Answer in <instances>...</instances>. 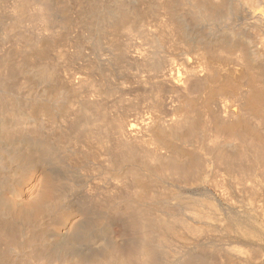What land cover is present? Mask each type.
Instances as JSON below:
<instances>
[{"label":"bare ground","instance_id":"obj_1","mask_svg":"<svg viewBox=\"0 0 264 264\" xmlns=\"http://www.w3.org/2000/svg\"><path fill=\"white\" fill-rule=\"evenodd\" d=\"M26 1L27 0H0V39L3 41L11 40L12 37L15 39L12 46L9 48L12 52L8 50L9 52L7 51L5 58H0L1 61L3 59L5 60L7 56L10 57L12 55H8V53H14L12 48L18 52L20 50L18 47L23 42H25L24 45L27 51L28 48L30 49V47H32L39 55H42L44 52L47 54L46 48L42 50L43 41L45 45V41L55 43L60 39L62 42L61 45L63 44L64 46L62 50L54 55H56V60H63L62 67L68 68L69 60L82 59V57L85 56V60L92 59V61H86V64H89V68L93 69V71H98V74L99 72L105 73L104 75L106 76V71H108L109 73L107 74L109 76H107V78L110 77L111 79L114 77L120 79V82L118 81L119 85L125 84L127 86L128 84L130 88H144V91L142 90L144 94L139 92L142 96L145 94L148 95L147 98L145 97L146 99H144V101H147L152 95H155V97L152 99L153 101H150L151 103L149 104L150 107L147 113L142 110L136 119L134 118L131 120H129L125 114L120 115L118 112L119 115H117L118 113H113L112 109L110 110V107L100 100L95 101L93 99L94 101H88L91 100L88 99L86 102H82L74 113V117L68 119L66 124L54 125L57 133L55 137H51L50 135L55 133L52 131L54 127L50 124L51 129H49V125H46L47 128L52 131L50 135L43 132L44 125L42 126V123H40L41 121H38L40 119L38 117L39 115L36 114L38 113V110H35V107H38L36 104L30 105L31 102L29 101L30 103L28 104L26 101L28 106L30 105V109L36 111L33 113L30 111L32 115L25 112L26 110L24 111V109L19 106L24 104H19L21 100H18L19 103L16 102L20 109L17 107V104L16 106L14 105L15 103H13V99H11L13 98L11 97L12 90H10L12 87L10 86L12 85L10 81L14 73L11 74L8 79L0 80V125L8 129L9 123L13 122L18 114L20 117L22 116L21 119L25 118L26 120L24 121L26 122H35L36 126L39 125V130H42V132L34 130L36 134L40 132L43 139L46 137L45 142L47 145L45 148L43 147L44 149L42 150L43 159L44 157H50L52 154H55L59 155V158L64 163L66 160L62 158L66 156L69 159L68 166L70 168L66 181H64L65 178L64 180H59L62 182L57 181V183H52L50 179L43 181L45 183V188H49L47 191H45L46 189L44 190L46 193L43 192V194L46 196L43 199L41 198L43 195L40 194V197L37 198L35 202H27L24 198V191H20L19 186L17 187L18 184H15L17 188H14L10 195L0 196V206H2V208H0V216L3 215L1 218L7 217V220L10 219V223L6 221L8 224H2L3 222L0 220L2 222H0V244L2 246L6 244L3 248L1 246L0 260L4 262V260L10 259L16 263L15 260L21 258V254L27 251L28 246L24 238L28 236L30 228H32L33 225L35 226V224L32 225L31 223H35L33 220L36 221L40 215L43 216L42 213L47 210L46 207H48L47 204L49 200L51 201L55 195L56 200L58 198L57 195L59 197L62 196L61 194H55L58 191V193L67 194L68 196V212L65 219L68 225L66 227L64 226L62 233H60L61 236L65 237L62 238L64 245L62 244L60 247V254L65 255V258L69 260L70 264H264V150L260 147L262 151H260V149H251L255 147V144H250L254 147L250 146L251 148L249 149V140L247 137L249 138L251 136L253 138V132L255 133V130H252L253 125L252 129L249 126L250 132H253L247 133V126L249 124L248 122H244L246 118H242V122H240V118L238 122L233 119V121L231 120L232 122L229 120L232 114L239 116V113H242H238V109H250L253 110V112L256 111L257 114V111L261 109L263 105L260 104V100L263 99L264 96V87L261 84L257 86L259 83V79H257L258 75L255 74L257 76L256 78L252 76L247 78V75L244 76L247 69L244 65L242 66L240 63L238 65L236 64L237 62L230 64L227 61L231 60L230 57L233 56V52H231L232 55L230 57L224 54L238 47L237 45L241 43L244 45L245 50L241 48V50H243V56L241 53V59L237 56L240 60L251 63L255 61L252 65L257 64V66L258 63L264 62V0H217L216 2L215 0H37L43 6L38 8V10H41L39 17L35 15V12L37 13L40 11H37V8L34 7L35 12L33 13L29 11L30 7H27L29 9L25 10L24 6L26 4L24 3ZM27 12H30V14L32 13L30 18L29 16L28 18L26 17ZM146 13L154 16V19L153 17L152 19L157 22V28H155V31H150V33L145 35L142 42H145L144 44L147 45L146 48H144V44L140 43V51L144 49L140 54L137 53L139 56L137 58L134 57V59H132L133 61L130 63L125 60V55L128 52V54H130L131 51L122 50L119 44L118 32L130 19H140L141 21V18L143 19V17H146ZM40 15L43 16L46 25L45 22L42 24L41 20L40 22L42 25L39 26V23L36 24L39 18L43 19ZM24 16L28 21L24 19ZM31 19L34 22L37 19L35 24L38 27L30 23V21H32ZM187 22L191 24H188L189 26L193 25L196 28H203L198 30L194 29V31H192L194 35H189L187 30L190 28H187V25L185 27ZM23 23H26L27 27L25 28L31 31V34H33L34 29L39 30V32L36 31V33L38 32L36 37L32 35L33 40L29 39L27 41L20 33V36H15L13 33L18 34L19 31L17 32L14 29L16 33L9 28V26L13 28V25H22ZM140 28L142 29V27ZM184 28H187V30L185 31ZM254 28L258 29L260 32L259 39L252 35ZM76 31H79V35L73 36V32ZM147 31L149 32V30ZM129 32H131V30ZM187 37L191 38L189 43L190 46H187L188 48L185 47L184 53L177 52L179 46H181L180 44L185 42ZM86 44L91 45L90 54H86ZM241 44L239 47H241ZM259 44L262 45L261 48L258 47ZM49 45L51 44L49 43ZM70 45L74 48H71ZM134 46L136 47L135 44ZM239 47L238 49L240 50ZM183 48L181 51H183ZM17 52L15 54H17ZM178 53L181 55L183 54V57L181 55L179 56ZM234 54H236V50ZM13 55L11 57H13ZM42 56L40 57L44 58ZM1 57H3V55ZM180 57L184 58L183 61L186 60L185 63H187V65L184 67L191 70H187L183 73L184 69L182 70V68H177L175 66L170 67L175 61H180ZM20 59L22 61V58ZM84 59L83 61L85 62ZM6 60H9V58ZM6 60L3 62L0 61V70L3 67L2 72L4 69H6L5 71L7 72L9 71L8 68H11L8 63L11 60L8 62ZM41 60H38L39 62L36 63L40 64ZM232 60H234L233 57ZM24 62L23 64L20 61L18 63H13L14 66L12 65V68H15L13 72H20L23 75V73L26 74L31 71H26L29 66L25 68L24 65H26V63ZM51 63L46 62L47 65ZM66 63L68 65H66ZM46 64H36L38 68L34 65L36 67L34 69H37V78L49 82L53 77L52 75H56L57 72L53 73V70L48 68ZM53 64L54 63L51 65ZM177 66H180V64ZM206 66L209 74L211 71V73L214 74V78L217 77L216 79H212V74L209 76L208 72L203 76L199 75V73L205 71ZM33 67H31V69ZM54 67L55 70H57L56 68H58L59 65L58 67L53 65L52 68ZM261 67H264V64ZM1 76L2 75H0V77ZM34 76H36L35 73ZM240 77H246L248 82V84L244 85H247L249 91H247L244 96L238 93V83L235 84L236 82H234ZM57 78L58 77H54L55 80H57ZM233 78L235 79L234 81ZM102 79L103 78H101V81ZM40 81L41 80H39V82ZM52 83H54V81H52ZM59 83L60 82L57 84L59 85ZM29 84H31L30 81ZM111 85L112 84L107 86H109V90L112 91L110 88L112 87ZM21 86H23V84ZM53 87L54 85H51L50 90H44L42 96L44 95L43 97L45 98H52ZM108 88L106 89L108 90ZM191 88L200 91L202 96L200 99L203 101L202 104L212 97L217 100L216 95H214L216 90H219L221 95L224 94L226 97L227 95L234 96L240 101L239 108L231 107L230 111V104L227 103V100H224L225 98H221L224 104L223 107L225 108L223 112L225 113V117L218 120V129H214V132L216 130L219 134L217 138L214 139L215 141L213 140V133V137H210L208 134V137L212 138L214 141V144L210 147L207 146V142L205 143L206 139L204 138V134L207 131L205 132L203 129L199 130V132H197L196 129L193 130L192 125L194 123L192 124V122L195 119H192L195 115L193 118H191V116L190 119L187 111H185L186 109L183 108L185 105H183V103L182 108L187 114H185V117L177 115V117L175 116L176 119L174 118L175 120L170 119L172 120L171 122L167 121L168 125L166 124V127L167 130H169L166 132H163V129L160 131V128L157 129L158 126H156L160 124L161 121L158 119L157 114L152 112L154 110H151V108H157L159 105L161 107L163 94L176 92L183 97L182 94H187ZM243 88L244 86H242L241 89ZM55 91L56 89L54 93ZM131 91L132 90H130V92ZM56 92H59V90ZM136 94L134 96H137ZM138 97L140 98V96H137L134 99H139ZM142 98H144V96ZM227 98L229 100L230 97ZM35 99L34 101L38 102L39 104H37L40 105V100L38 101L36 99V101ZM176 99H178V97ZM44 101L46 102V100ZM193 101L194 100H192V103ZM47 102L51 103L50 100ZM179 103L181 104V102ZM50 105L51 104H49V106ZM22 107L26 108L27 111L30 110L25 106ZM132 107H134V105H132ZM177 108H179V106ZM185 108L187 107L185 106ZM48 109L49 108L46 110ZM46 110L44 112L45 114H42L44 117L51 111ZM200 111L201 109L198 110V112ZM243 112H245V110H243ZM200 113L199 115L202 114ZM236 115L232 116L237 118ZM43 116L40 117L45 121ZM241 116L242 115H240V117ZM203 117L205 118V116ZM17 118H19V116ZM198 118L199 117L196 118L197 121ZM49 120H52L53 123L56 121L55 117H52V119L47 117V124ZM205 123L207 124V122ZM183 126L188 130L185 134L180 132ZM205 127L204 125L203 128ZM47 128H45V131ZM211 130L213 129L211 128ZM256 132L258 131L256 130ZM151 133L154 138L157 139V142L159 141L163 144L162 148L165 149V151L167 149L164 148V145L168 148L171 157L166 159V161H162L163 159L161 158L157 163H153L154 165H147L146 159L138 163L135 154L136 150L139 149L137 147L143 144H141L142 138L144 137V139H147L151 136ZM248 134L251 135L247 136ZM47 135L51 137V139L48 138ZM225 135H228V137L230 135V138H225ZM24 136L27 137L25 133ZM256 136L254 138H256ZM197 137L199 141L197 139L198 143L196 144L197 141H195V138ZM223 137L225 139H223ZM259 137L261 136L259 135ZM144 139L143 141H146V139ZM251 139L250 143H255V141L253 142ZM31 140H33V137H31ZM257 141H259V139ZM261 141L264 142L263 140ZM33 142L35 144V142L39 141L33 140ZM259 143L261 142L259 141ZM263 145H261L262 148H264ZM186 147H191L190 151L192 150V152L186 153ZM255 148H258V145ZM17 150L19 149L17 148L14 152H17ZM32 151H34V149ZM67 152L68 154H66ZM30 153L27 152V154L30 155L29 157L27 156V158L19 154L24 163L26 161L28 162L25 163V165L27 166L30 163L29 166L31 167L34 163L31 158V154L33 153ZM138 153L140 152H137V154ZM11 154L10 156H12ZM35 154H37L36 150ZM14 157H16V155H14ZM149 157L151 156L149 155ZM37 159L38 158L34 160L37 161ZM96 159H98V161H96ZM39 162L41 161H38V165ZM100 162H108L112 164V166L114 165V167L117 165L116 171L118 172L128 166L133 167L136 169H133L136 173L134 172V175L127 178L121 185L115 186V182L110 185H101L102 183L96 182V175L87 170V168L91 170L89 167L96 166L100 164ZM23 165L21 163V167ZM36 165L35 162L34 168L38 166ZM22 169H24V167H22ZM44 172L45 171H43V173ZM2 183L3 182H1V186ZM10 184L13 186L12 183ZM15 185L13 187H15ZM110 186L112 187L110 188ZM63 200L61 202H63ZM22 205H25V208L23 210L21 209L22 211L17 209ZM57 205L55 204L56 207H58ZM51 212L56 214L55 216L57 217V213L54 212V210ZM58 220L60 222L59 216ZM11 222H14V224H11ZM15 222L21 223L17 225L18 223L15 224ZM24 222L27 223V226L24 225ZM9 224L11 227L12 225L14 226V231L11 228L14 236H12L13 233L11 232V236L9 232L6 233V231L9 230ZM37 225L38 224H36V226ZM33 229L34 228H32L31 231H33ZM61 236L59 238H61ZM34 237L33 235L32 238L29 236V238H31L30 240ZM36 237L39 238V235ZM55 237L56 236H54V239ZM41 239L40 237V240ZM33 240H35L34 242L37 240L38 243V239ZM2 241H4V243ZM28 243L32 244L33 242L28 241ZM36 248L37 247L34 249L36 250ZM34 249H32V251ZM41 251L39 250L38 252L40 253ZM19 253L20 256H18ZM34 253L37 254L36 252ZM37 255H39L40 258L42 255L44 256V253ZM26 259H28V257ZM41 260H43V258ZM45 260L47 259L45 258ZM23 262H26V260ZM28 262H31L30 258ZM49 264H51V261H49ZM57 264H60V262Z\"/></svg>","mask_w":264,"mask_h":264},{"label":"rangeland","instance_id":"obj_2","mask_svg":"<svg viewBox=\"0 0 264 264\" xmlns=\"http://www.w3.org/2000/svg\"><path fill=\"white\" fill-rule=\"evenodd\" d=\"M217 0H215V2H216ZM24 4H26L24 7H25V10H28L29 8H27V7H30V9H29V11L31 12L32 11V13L33 12H35V8H37V11H39L38 10V8H40V6H42V4H40V2H38L37 0H27ZM39 5V6H38ZM35 7V8H34ZM43 7V6H42ZM27 8V9H26ZM32 9V10H31ZM34 9V10H33ZM30 12H27V15H26V17L28 18V16H29V18H30V15L32 14H30ZM40 12H41V10L39 11V12H35V15H38L37 17H39V14H40ZM23 13V12H22ZM40 16H42V15H40ZM145 18L143 17V19L141 18V21H140V19H138V20H133V19H130L128 22H126L121 28H120V30H119V32H118V34H119V44H120V47L122 48V50H130L131 52H130V54H126L125 55V60L126 61H128V62H132L133 60L132 59H134V57L135 58H137L138 56H139V54L143 51V49L144 48H146V44H144L145 42L143 41L142 42V39L144 40V38H145V35L146 34H148V33H150V31H155V28H157V26H156V24H157V22L156 21H154L153 19H154V16H151L150 14H148V13H146L145 14ZM152 17H153V19H152ZM41 18H43V16L41 17ZM24 19L26 20V21H28L26 18H25V16H24ZM38 19V18H37ZM37 19H36V21L34 22L32 19V21H30V23H32V24H35L36 22H37ZM39 21L36 23V24H38L39 26L40 25H42V24H44V22H45V20H44V18L43 19H38ZM40 20H41V22H42V24H41V22H40ZM132 20H133V22H132ZM144 20V21H143ZM150 20V21H149ZM141 22V23H140ZM27 23V22H26ZM26 23H23L22 25L21 24H15V25H13V28H11V26H9V28L13 31V32H18V34H14L13 32V35H17V36H20V34H22L24 37H25V39L28 41L29 39H32V35H33V37H36V34L39 32V30H37V29H34V32H33V34H31L32 32L31 31H28V30H26V28L25 27H27L26 26ZM29 23V22H28ZM130 23V24H129ZM133 23V24H132ZM152 23V24H151ZM32 24H30V25H32ZM35 24V26H37ZM136 24V25H135ZM141 24V25H140ZM191 25L190 23H186L185 24V27H186V25H187V28H190V29H188L187 30V28H184L185 29V31L187 30V32L189 33V35H191L192 34V36L194 35L193 33H192V31H194V29H196V30H198V29H201V28H203V27H201V28H196V27H194L193 25L192 26H189V25ZM45 25H46V22H45ZM127 25H129V26H127ZM142 27V29L139 27ZM17 28H15V27ZM144 26V27H143ZM151 26V27H150ZM155 26V27H154ZM38 27V26H37ZM126 27V28H125ZM137 27V28H136ZM122 28H124V29H122ZM134 28V29H133ZM149 28V29H148ZM14 29L16 30V31H14ZM136 29V30H135ZM144 29V30H143ZM125 32H123V31ZM131 30V32L132 31H134V32H129V31ZM147 30H149V32L147 31ZM191 30V31H190ZM36 31H38L37 33H36ZM74 31V30H73ZM142 31V32H141ZM157 31V30H156ZM16 32V33H17ZM31 32V33H30ZM129 32V33H128ZM140 32V33H139ZM144 32V33H143ZM253 33H252V35H254L255 36V38H260L259 36H260V32L258 31V29H256V28H254L253 29V31H252ZM20 33V34H19ZM142 33V34H141ZM128 34H130V35H128ZM132 34V35H131ZM135 34V35H134ZM139 34V35H138ZM144 34V35H143ZM29 35H31V36H29ZM73 36H77V35H79V31H76V32H73V34H72ZM143 35V36H142ZM188 35V36H189ZM133 36V37H132ZM139 36V37H138ZM143 37V38H142ZM189 37H191V36H189ZM13 38V37H12ZM11 38V40H8V41H3V40H1L0 39V55L2 54L3 55V57H1L0 56V58L2 59V58H5V54H7V51L9 50V51H11L9 48L12 46V43H13V41H15V39L13 40ZM128 38V39H127ZM132 38V39H131ZM135 39V40H134ZM33 40V39H32ZM126 40V41H125ZM59 41V42H58ZM134 41V42H133ZM137 41V42H136ZM190 41H191V38H186V43H187V45H186V43L185 42H182L180 45L181 46H179V48H178V50H177V52H180V53H184V50H185V47L186 48H188L187 46H190ZM51 44V45H49V43ZM45 41V45H44V41L42 42V45H43V49L42 50H44L45 48H46V51H47V54H46V52H44V54H42V55H39L38 53H37V51L35 50V49H33L32 47H30V49L28 48V51H27V49H26V47H25V45H24V43L25 42H23V43H21V45L18 47V48H20V52L18 51H16L14 48H12L13 49V51H14V53H11L10 52V54L8 53V55H13V57H8L9 58V60H11V61H9V60H6V59H8L7 57H6V61L9 63V67H11L12 68V65L14 66V64L13 63H18L19 61L23 64V62H24V59H25V62L24 63H26V65H24L25 66V68L27 67V66H29L28 67V69L26 70V71H28V70H31V71H29V72H27L26 74L25 73H23V75H22V73H18V72H16V71H14L13 72V70H15V68L13 67L12 68V73L10 72V70H11V68H8V70L9 71H5L6 69H4V71L2 72V70H3V67H2V69L0 70V72H1V74L0 75H2L1 77H0V80L2 81V80H6V79H8V77L9 76H11V74H13L14 73V76L12 75V80L10 81L11 83L10 84H12V85H10V86H12L11 88H10V90H12V92H14V93H12L11 92V97H13V98H11V99H13L12 101H13V103H15L14 105L16 106V102H18V100L20 101V103L19 104H21V103H24V104H21L22 106H25V107H27V108H29L30 109V105H32V104H36L38 107H35L36 109L35 110H38V113H40V114H38V113H36L37 115H39L38 117H39V119L40 120H38V121H41L40 123H42V126L44 125V130H43V132L44 133H46V134H51V132L53 131V132H55V133H52L50 136L51 137H55V135H56V130H55V126H56V124L57 125H59V124H66V122H67V120L68 119H72L73 117H74V113L76 112V110L80 107V105L82 104V102L84 101V102H86L88 99H91V100H88V101H92L93 99L96 101H101V102H104V103H106L109 107H110V110L112 109V111H113V113H115V114H117L118 112L120 113V115H124L125 114V116H127L128 117V119L129 120H131V119H136V117H138L139 116V113H141V111L143 110V111H146V113H147V111H148V108L150 107L149 106V104L151 103L150 101H153L152 99L155 97V95H152L150 98H148L147 99V101H144V99H146L147 97H148V95H143L144 96V98H142L143 96L140 94V93H142V94H144V88L143 89H139V87L138 88H136V87H134V88H130V86L127 84V86L125 85V84H123V85H119V82H120V79H118V78H114V77H112V78H114V79H110V77H108L107 78V76H109L107 73H109L108 71H106L107 73H106V76L104 75L105 73H100L99 72V74H98V71H93V69H90L89 68V64L87 65L86 64V61L87 62H89V61H92V59L91 60H85L84 58H85V56H83L82 57V59H77V60H69L67 63L69 64H67L66 63V65H68L69 67L67 68V67H62V63H63V60H56V55H54L55 53L57 54L58 53V51H60V50H62V48H63V44L61 45V40L60 39H58L55 43H53V45H52V43L50 42V41ZM48 43V44H47ZM60 43V44H59ZM139 43V44H138ZM144 44V48L142 49V51H140L141 49V44ZM183 43H184V45H183ZM55 44V45H54ZM59 44V45H58ZM121 44H122V46H121ZM126 44H127V46H126ZM133 44V45H132ZM134 44L136 45V47L134 46ZM241 44V43H240ZM240 44H238L237 46L239 47V45ZM41 45V44H40ZM48 45V46H47ZM139 45V46H138ZM243 44H241V47H239L240 48V50L238 49V47H235L234 49H231V50H229L228 51V53L226 52V53H224V54H227V56H231L232 55V53L231 52H233V56H231L230 58H231V60H227L230 64H234L235 62H237L236 64H238L239 65V63L243 66L244 65V67L245 68H247L246 69V73H245V75L244 76H246L247 78L249 77L250 78V76H252V77H257L256 75H258V77H257V79H259V83H258V85L257 86H259V84H261V85H263V87H264V69H262V68H264V67H261L263 64H264V62H260V63H258V66H257V64L256 65H252V63H254V62H245V60L243 61V60H240L241 58H242V56H243V50H241V48L242 49H244L245 50V47H244V45L242 46ZM44 46H46V47H44ZM54 46V47H53ZM85 46H87V47H85V51H87V53L86 54H90L91 53V45H85ZM261 44H259L258 45V47L259 48H261ZM60 47H61V49H60ZM70 47L71 48H74V47H72L71 45H70ZM127 47V48H126ZM134 47V48H133ZM140 47V48H139ZM181 47V48H180ZM184 47V48H183ZM137 48H139L138 50H136ZM182 48H183V51H181L182 50ZM237 48V49H236ZM74 50V49H73ZM134 50H135V52H134ZM180 50V51H179ZM235 50H236V54H234L235 53ZM5 51V52H4ZM8 51V52H9ZM23 51H24V53H23ZM239 51V52H238ZM17 52V54H15ZM34 52H36V53H34ZM42 52V51H41ZM124 52H126V51H124ZM21 53V54H20ZM85 53V52H84ZM132 53V54H131ZM137 53H139V54H137ZM180 53H178L179 54V56L181 55ZM240 53H241V55L242 56H240ZM134 54V55H133ZM177 54V55H178ZM17 55V56H16ZM27 55V56H26ZM39 55V56H38ZM48 57H47V56ZM132 55H133V57H132ZM236 55V56H235ZM40 56H42V57H46L45 59L44 58H41ZM182 57H183V54L181 55ZM240 58H238V57ZM16 57H17V60H16ZM50 57V58H49ZM182 57H180V61H178V62H176L175 61V63H173L172 65H170V67H177V68H182V70L184 71H182L183 73H185V71H187V70H191V69H187V67L185 68L184 66H186L187 65V63H185L186 62V60H184L183 61V59L184 58H182ZM232 57H233V59L234 60H232ZM19 58V59H18ZM20 58H22V61H21V59ZM29 58V59H28ZM39 58V59H38ZM127 58V59H126ZM44 60V61H42V60ZM53 59H55V60H53ZM83 59L85 60V62L83 61ZM87 59V58H86ZM237 59V60H236ZM4 59L1 61V62H3V61H5ZM36 60V61H35ZM41 60V62H40V64H42V63H44V64H46V62L47 63H51L52 61V63H54L53 65L54 66H56V67H58V65H59V67L58 68H56L57 70H55V67L54 68H52V66L53 65H51V64H46L47 66H48V68H51L52 70H53V73L55 72H57L56 73V75L55 74H53L52 76V78H51V80L49 81V82H45V81H42V79H40V78H37L38 77V74H37V69H34V68H36L37 67V65L36 64H38V65H40L39 63H36V62H39V61ZM49 62H48V61ZM80 60V61H79ZM130 60V61H129ZM13 61V62H12ZM58 61V62H57ZM71 61V62H70ZM76 61V62H75ZM238 61H240V62H238ZM251 61V60H250ZM264 61V60H263ZM27 62H29V63H27ZM31 62V63H30ZM56 62V63H55ZM60 62V63H59ZM78 62V63H77ZM245 62V63H244ZM258 62V61H257ZM256 62V63H257ZM11 63V64H10ZM178 63V64H177ZM247 63V64H246ZM32 64V65H31ZM180 64V66H177V65H179ZM182 64V65H181ZM11 65V66H10ZM34 65H36V67L34 66ZM64 65H65V62H64ZM85 65H86V67H85ZM248 65V66H247ZM34 66V67H33ZM84 66V67H83ZM184 68H183V67ZM247 66V67H246ZM260 66V67H259ZM31 67H33L32 69H31ZM62 67V68H61ZM258 67V68H257ZM0 68H1V63H0ZM24 68V69H25ZM38 68V67H37ZM64 68H65V70H64ZM92 68V67H91ZM168 68H169V66H168ZM67 69V70H66ZM186 69V70H185ZM258 69H260V70H258ZM55 70V71H54ZM89 70V71H88ZM59 71V72H58ZM252 71V72H251ZM262 71H263V73H262ZM7 74H6V73ZM31 72V73H30ZM72 72V73H71ZM87 72V73H86ZM206 72H208V75L210 76L211 74L213 75H211V78L213 79L214 78V74L213 73H211V71H210V74H209V71H208V68H207V66L205 67V71L204 72H201V73H199V75H205L206 74ZM256 72V73H255ZM259 72V73H258ZM34 73H35V75L36 76H34ZM91 75H90V74ZM120 73V72H119ZM203 73V74H202ZM254 74V76H253V74ZM9 74V75H8ZM31 74H33V75H31ZM63 74V75H62ZM256 74V75H255ZM6 77H5V76ZM26 75V76H25ZM94 75V76H93ZM262 75V76H261ZM23 76V77H22ZM60 76V77H59ZM16 77V78H15ZM33 79H32V78ZM36 77V78H35ZM54 77H58L57 78V80H55L54 79ZM117 77H118V75H117ZM246 77H244V78H239L240 79V81H239V79H237L238 80V82H237V80H235L234 78H233V81L234 82H236L235 84H237V88H238V93L240 94V95H242V96H244L245 95V93H247V91H249L247 88V85H244V84H248V82H247V78ZM261 79H260V78ZM2 78V79H1ZM30 78V79H29ZM96 78V79H95ZM101 78H103L102 79V81H101ZM217 78V77H216ZM216 78H214V79H216ZM15 79V80H14ZM17 79V80H16ZM41 80L40 82H39V80ZM59 79H61V80H59ZM117 79V80H116ZM193 79H195V78H193ZM210 79V78H209ZM232 79V78H231ZM231 79H229V80H231ZM34 80V81H33ZM65 80V81H64ZM106 80V81H105ZM211 80V79H210ZM29 81H30V83L31 84H29ZM52 81H54V83H52ZM70 81V82H69ZM112 83H111V82ZM119 81V82H118ZM242 81H243V84H242ZM244 81H246V82H244ZM58 82H60L59 83V85L57 84ZM105 82H106V84H105ZM229 82V81H228ZM240 82V83H239ZM108 83V84H107ZM118 83V84H117ZM263 83V84H262ZM23 84V86H21ZM43 84V85H42ZM55 84H56V86H59V87H56L55 86ZM65 84V85H64ZM110 84H112L111 86L113 87H110L111 89H112V91L111 90H109V86H107V85H110ZM115 84V85H114ZM42 85V86H41ZM51 85H54V87H53V89L55 90L56 89V91H58L59 90V92H56L55 91V93H54V90H53V96H52V98H50V97H47V98H45V97H43L42 96V93H43V91L44 90H46L47 91V89L48 90H50V87H51ZM107 87H106V86ZM240 87H239V86ZM36 86V87H35ZM44 86V87H43ZM46 86V87H45ZM48 86V87H47ZM61 86V87H60ZM104 86V87H103ZM118 86V87H117ZM122 86V87H121ZM195 86V85H194ZM242 86H244V88L243 89H241L242 88ZM101 87V88H100ZM108 88V90L106 89V88ZM115 87V88H114ZM99 88V89H98ZM105 88V89H104ZM195 88V87H194ZM194 88H191V90H189L188 91V93L187 94H185V95H183L182 94V96L184 97H181V94L179 95L178 93H171V92H169V93H164L163 94V96H162V98H163V101H162V104H161V107H160V105H159V107L157 106V108H160V109H157L156 107H154V109H153V107L151 108V110H154V111H152L154 114H157V117H158V119H160V124H158V125H156V126H158V128L157 129H159L160 131L163 129V132H166V131H168L167 130V125H168V122H171L174 118H175V116L177 117V115L178 116H184L185 117V114H186V112L185 111H187V114H188V116H189V118L191 117V118H193V116H194V118L192 119V120H194L193 122H192V128H193V130H197V132H199V130H204L206 133L204 134V138L207 140H205V143L207 144V146L208 147H210V146H212L213 144H214V139H216L217 138V136L219 135L218 134V132H216V130H215V132H214V129H218L217 128V123H218V120H220V118L222 119V118H224L225 117V113H223L224 112V107H223V102H222V99H224V100H227V103L228 104H230V111H231V107H238L239 108V99L237 98V97H234V96H229V95H227V97H230L229 98V100H228V98L226 97V95H221L220 93H219V90H216V92H215V94L214 95H216V98H217V100L216 99H214L213 97V99L211 98V99H209L208 101H205L204 103H205V106H204V103L202 104V100L200 99V97H202L201 96V94H200V91H198V90H196V89H194ZM58 89V90H57ZM94 90V91H93ZM96 90V91H95ZM106 90H107V92H106ZM130 90H132L131 92H130ZM143 90V91H142ZM45 91V92H46ZM100 91V92H99ZM110 91H111V93H110ZM131 93H129V92ZM138 91V92H137ZM197 91V92H196ZM96 92V93H95ZM140 92V93H139ZM30 93V94H29ZM38 93V94H37ZM57 93H58V95H57ZM137 93V94H136ZM171 93V94H170ZM242 93H244V94H242ZM1 94H3V93H1ZM21 94V95H20ZM41 96H40V95ZM100 94V95H99ZM101 94H103V95H101ZM106 94H110L109 95V97H108V95H106ZM137 95V96H140V98L139 99H134L135 97H137V96H134V95ZM174 96H173V95ZM189 94V95H188ZM194 94V95H193ZM16 95V96H15ZM29 95V96H28ZM57 95V96H56ZM177 95V96H176ZM179 95V96H178ZM36 96V97H35ZM39 96V97H38ZM61 96H63V97H61ZM100 96H101V98H100ZM110 96H112V97H110ZM118 96V97H117ZM124 96V97H123ZM134 96V97H133ZM190 96V97H189ZM42 97V98H41ZM146 97V98H145ZM165 97V98H164ZM178 97V99H176ZM179 97H181V98H179ZM37 99L39 102H43L42 103V106H41V103H40V105H38L39 103L38 102H35L34 101V99ZM38 98H40V99H38ZM50 98V99H49ZM142 98V99H141ZM172 98V99H171ZM222 98V99H221ZM35 99V100H36ZM46 100V102L47 101H51V103L49 102H45L44 100ZM57 101H56V100ZM173 99H175V100H173ZM180 99V100H179ZM221 99V100H220ZM17 100V101H16ZM36 100V101H37ZM42 100V101H41ZM93 100V101H94ZM109 100V101H108ZM119 100V101H118ZM143 100V101H142ZM192 100H194L193 101V103H192ZM201 100V101H200ZM215 100V101H214ZM220 100V101H219ZM231 100V101H230ZM28 102V104L30 103V105L28 106V104H27V102ZM30 101V102H29ZM56 101V102H55ZM68 101V102H67ZM122 101V102H121ZM124 101V102H123ZM136 101V102H135ZM149 101V102H148ZM173 101V102H172ZM214 101V102H213ZM64 102V103H63ZM83 102V103H84ZM129 102V103H128ZM132 102V103H131ZM134 102V103H133ZM148 103V105H147V103ZM169 102V103H168ZM175 102V103H174ZM179 102H181V104L179 103ZM190 102V103H189ZM198 102V103H197ZM38 103V104H37ZM45 103V104H44ZM57 103V104H56ZM115 103V104H114ZM131 103V104H130ZM135 103H136V106H135ZM182 103H183V105H184V107H183V105H182ZM208 103V104H207ZM221 103V104H220ZM44 104V105H43ZM49 104H51L50 106H49ZM103 104V103H102ZM129 104V105H128ZM139 104H141V105H138ZM144 104H145V107H144ZM196 104V105H195ZM198 104V105H197ZM215 104V105H214ZM220 104V105H219ZM233 104V105H232ZM260 104L262 105V107H261V105H260V107H261V109H259L258 111H257V114H256V111L255 112H253V110H250V109H242V110H240V109H238V113L239 112H242V113H239V116L238 115H236V114H232L233 116H237V118L235 117H233L232 115L229 117L230 119V121L233 119L234 121L236 120V122H238V119L240 118L241 119V121H240V119H239V121L240 122H242V120L244 119V118H246V119H244V122L245 123H247L248 122V126H247V133L248 132H250V127H251V129H252V125H253V129L252 130H255V133L253 132V136L255 137L256 136V134H257V136H256V138H257V140L259 139V141L261 142V143H259V141H257L256 140V138H252L249 134L247 135V136H250L249 138L247 137V139L249 140L248 141V146H249V149L251 148V147H257V145H258V148H251V149H256V150H258V149H263L264 150V148H262V146L261 145H263L264 144V142H262L261 140H263L264 141V96H263V99H261L260 100ZM21 105H19L21 108H23L24 109V111L25 112H28V113H30L31 115H32V113L33 112H36V111H32L33 109H28L29 111H27V109L26 108H24V107H22ZM46 105V106H45ZM118 105V106H117ZM132 105H134V107H132ZM172 105V106H171ZM180 105H181V108L183 107L184 109H186L185 111H184V109L182 108H180ZM210 105H212V106H210ZM221 105H222V107H221ZM18 106V104H17V107H19ZM49 106V107H48ZM114 106V107H113ZM130 106V107H129ZM143 106V107H142ZM176 106V107H175ZM179 106V108H177ZM185 106L187 107V108H185ZM16 107V108H17ZM20 107H19V109H20ZM42 107V108H41ZM49 108L48 110H46L47 108ZM58 107V108H57ZM72 107V108H71ZM207 107H208V109H207ZM54 108H55V110H54ZM128 108V109H127ZM196 108V109H195ZM18 109V108H17ZM18 109V110H19ZM23 109H21V110H23ZM139 109V110H138ZM162 109V110H161ZM176 109V110H175ZM194 109V110H193ZM200 110L201 109V113H202V111H203V113L201 114L200 112H198V110ZM209 110V111H207V110ZM220 109V110H219ZM45 110L46 111H49V110H51V111H49L48 112V114H47V112H46V116L44 117L43 115L45 114L44 112H45ZM117 110V111H116ZM161 110V111H160ZM193 110V111H192ZM212 110V111H211ZM243 110H245V112H243ZM30 111H32V113L30 112ZM41 111H43V112H41ZM180 111H182V112H180ZM222 111V112H221ZM128 112V113H127ZM157 112V113H156ZM198 114H197V113ZM212 112V113H211ZM248 114H247V113ZM20 113H21V111H20ZM23 113V112H22ZM44 113V114H43ZM67 113V114H66ZM119 113L117 114V115H119ZM164 113V114H163ZM174 113V114H173ZM178 113V114H177ZM199 113L201 114V115H199ZM216 113V114H215ZM251 113V114H250ZM260 113V114H259ZM43 114V115H42ZM186 114V115H187ZM197 114V115H196ZM208 114V115H207ZM210 114H211V116H210ZM213 114V115H212ZM221 114H223V115H221ZM246 116H245V115ZM256 114V115H255ZM51 115V116H50ZM53 115V116H52ZM240 115H242L241 117H240ZM260 115V116H259ZM261 115H263V116H261ZM19 116V118H17ZM43 116L44 117V120L45 121H43V118H41V117ZM50 116V117H49ZM65 116V117H64ZM172 116V117H171ZM187 116V117H188ZM199 117L198 118V121H197V117ZM203 118H201V117ZM203 116H205V118L203 117ZM245 116V117H244ZM248 116V117H247ZM22 117V116H21ZM21 117H20V115L18 114L17 116H16V119H14L13 120V122H10L9 123V125H8V129H5V128H3V126H1L0 125V181L1 182H3L2 183V186H1V182H0V187H3V188H0V196H5V195H10L11 194V192H12V190L14 189V188H17L18 186H19V188H20V191L21 192H23V194H24V198L26 199V201L28 202V201H30V202H35V200L37 199V198H39L40 196V194H42L43 196L41 197L42 199L43 198H45V194H43V192H44V190L45 191H47L49 188H45V183L43 182V181H45L46 179H50V181L53 183H57V181L58 182H62V181H59V180H64V178H65V180L64 181H66L67 180V177H68V175H69V170H70V168H69V166H68V162H69V159L66 157V156H64V158H62L63 160H66V161H64V163H63V161L59 158L60 156L59 155H55V154H52L50 157H44V159H43V155H42V150L46 147V142H45V138L43 139V136L42 135H40L41 133L40 132H42V130H39V125L38 126H36V123L35 122H32V123H29V122H26V121H24V120H26L25 118L24 119H21ZM47 117L49 118V119H52V117H55V120L56 121H54V123H53V121L52 120H49V122H51V123H49L48 122V124H47ZM213 118V119H211V118ZM262 117V118H261ZM57 118V119H56ZM64 118H65V120H64ZM190 118V119H191ZM243 118V119H242ZM54 119V118H53ZM166 119V120H165ZM168 119V120H167ZM170 119H172V120H170ZM176 119V118H175ZM174 119V120H175ZM261 121H260V120ZM204 120V121H203ZM208 120V121H207ZM232 120V121H233ZM247 120V121H246ZM259 120V121H258ZM19 121V122H18ZM65 121V122H64ZM168 121V122H167ZM199 121H201V122H199ZM231 121V122H232ZM257 121V122H256ZM43 122H44V124H43ZM46 122V123H45ZM61 122V123H60ZM64 122V123H63ZM167 122V123H166ZM196 122H197V124H196ZM200 124H199V123ZM205 122H207V124L205 123ZM261 122V123H260ZM204 123V124H203ZM209 123V124H208ZM250 123H251V125H250ZM255 123V124H254ZM53 125L52 127H54V129L51 131V130H49V129H51V125ZM167 124V125H166ZM170 124V123H169ZM195 124H196V126H195ZM212 124V125H211ZM244 124V123H243ZM48 126V128H47V126ZM55 125V126H54ZM206 126V127H208V128H203V126ZM256 125H257V127H256ZM263 125V126H262ZM46 126V127H45ZM160 126V127H159ZM196 128H195V127ZM215 126V127H214ZM250 126V127H249ZM25 128V130H24V128ZM198 127H199V129H198ZM213 129V130H211V128ZM255 127H256V129H255ZM45 128H47V130L45 131ZM263 128V129H262ZM12 129V130H11ZM156 129V130H157ZM249 129V130H248ZM262 131H261V130ZM34 130H39L40 132H37V134H36V131H34ZM165 130V131H164ZM256 130L258 131V132H256ZM261 132H260V131ZM6 131V132H5ZM13 131V132H12ZM20 131V132H19ZM25 131V132H24ZM188 130H187V128L186 127H181V130H180V132H182V134H185L186 132H187ZM217 131H219V130H217ZM23 132V133H22ZM252 132H250V133H252ZM14 133H16V134H14ZM24 133L26 134V136L27 137H25L24 136ZM36 135H35V134ZM212 133H213V135H214V137H213V135H212ZM260 133V134H259ZM13 134V135H12ZM28 134V135H27ZM54 134V135H53ZM207 134V135H206ZM210 135V137H213V140H212V138H210V137H208L209 135ZM217 134V135H216ZM15 135V136H14ZM216 135V136H215ZM259 135L262 137H259ZM38 136V137H37ZM42 136V137H41ZM48 136V135H47ZM205 136H207V137H205ZM14 137V138H13ZM30 137V138H29ZM31 137H33V140H35V141H39V142H35V144H34V142H33V140H31ZM51 137H49L48 136V138H50L51 139ZM225 138H230V135H229V137H228V135L226 136H224ZM223 137V139H225ZM2 138V139H1ZM10 138V139H9ZM37 140H36V139ZM39 138H40V140H39ZM222 138V137H221ZM232 138V137H231ZM252 138V139H251ZM143 139H144V137L142 138V140H141V146H138L137 148H139V149H137L136 150V159H137V162L138 163H140V161H144V159H146L145 161L147 162V165H152L153 163H157L158 161H160L161 160V158L163 159L162 161H166V159H169V157H171V153H170V151L168 150V148L164 145V148H166L167 150V152L165 151V149H163L162 147H163V144H161L159 141L157 142V139H155L154 138V136L152 135V133H151V136H149L147 139H146V141H143ZM144 139V140H145ZM197 139H198V137L197 138H195V141H197ZM209 139H211V140H209ZM250 139H251V141H255V143H250ZM261 139V140H260ZM30 140V141H29ZM198 141H199V139H198ZM198 141L196 142V144L198 143ZM213 141V142H212ZM18 142V143H17ZM32 142H33V144H32ZM43 142V143H42ZM256 142H258V143H256ZM42 143V144H41ZM158 143H159V145H158ZM11 144H12V146H11ZM28 145V147H30V148H28L27 147V145ZM39 144V145H38ZM145 144H148V145H145ZM250 144H255L254 146L252 145H250ZM257 144V145H256ZM261 144V145H260ZM15 145H17V146H15ZM43 145V146H42ZM162 145V146H161ZM20 146V147H19ZM23 146H25L27 149H28V151H27V149L25 148V147H23ZM42 148H40V147ZM143 146V147H142ZM161 146V147H160ZM251 146V147H250ZM264 146V145H263ZM44 147V148H43ZM160 147V148H159ZM260 147V148H259ZM19 149V150H17V152L15 151L14 152V150H16V149ZM24 148V149H23ZM141 148H144V149H141ZM190 148L191 147H189V148H185V152L187 153H191L192 152V150L190 151ZM11 149V150H10ZM31 149V150H30ZM34 149V151H32ZM40 149V150H39ZM141 149V150H140ZM162 149H163V151H162ZM260 149V151H262ZM24 150V151H23ZM30 150V151H29ZM35 150H36V152H37V154H35ZM139 150V151H138ZM189 150V151H188ZM10 151V152H9ZM19 151V152H18ZM157 151V152H156ZM168 151H169V153H168ZM14 154H13V153ZM27 152H31V153H33V154H31V158H32V161H33V163L35 164V162H36V164L38 165V161H41V162H39V165L37 166V167H35L36 168V170H35V168H34V164H32V168L29 166L30 165V163H29V165H25V163H28L27 161L24 163L23 161H22V159L20 158V154L22 155V156H24L25 158H27V156L29 157L30 155H28L27 154ZM39 152V153H38ZM41 152V153H40ZM137 152H140V153H138L137 154ZM143 152V153H142ZM151 152V153H150ZM159 152V153H158ZM165 152V153H164ZM12 153V154H11ZM20 153V154H19ZM146 153V154H145ZM150 153V154H149ZM163 153V154H162ZM263 153H264V151H263ZM10 154L12 155V156H10ZM18 154V155H17ZM41 154V155H40ZM66 154H68V152L66 153ZM14 155H16V157H14ZM149 155L151 156V157H149ZM156 155V156H155ZM165 155V156H164ZM167 155V156H166ZM32 156H34V157H32ZM38 156V157H37ZM163 156V157H162ZM13 158V160H12V158ZM19 157V158H18ZM140 158V159H138V158ZM36 158H38L37 159V161H35L36 160ZM47 158H49V159H47ZM149 158V159H148ZM20 159V160H19ZM35 159V160H34ZM43 159V160H42ZM46 159V160H45ZM61 160V161H60ZM43 161V162H42ZM47 161V162H46ZM96 161H98V159H96ZM19 162H20V164H19ZM21 163H22V165H23V163H24V165L22 166V167H24V169H22V167H21ZM49 163H50V165H49ZM120 163V162H119ZM118 163V164H119ZM121 164V163H120ZM119 164V165H120ZM67 165V166H66ZM154 165V164H153ZM106 166V167H105ZM96 169H95V168ZM116 167H118L117 165L114 167V165L112 166V164H109L108 162L107 163H105V162H100V164H98V165H96V166H92V167H89V168H91V170L90 169H88L87 168V170H89L92 174H95L96 176H95V179H96V182L97 183H102L101 185H110V184H112L113 182H115V186H117V185H121L122 184V182H125L126 181V179L127 178H129V177H131V176H133L134 175V170L133 169H135V168H133V167H126V168H124L123 170H121L120 172H118V171H116ZM28 168H31V169H28ZM39 168V169H38ZM40 168H42V169H40ZM45 168V169H44ZM22 169V170H21ZM25 169H27V170H25ZM38 169V170H37ZM61 169V170H60ZM94 169V170H93ZM29 170H30V172H29ZM45 171L44 173H46V174H44L43 173V171ZM99 170V171H98ZM136 170V169H135ZM25 171V172H24ZM32 171V172H31ZM39 171V172H38ZM40 171H42V172H40ZM89 172V173H90ZM65 173V174H64ZM136 173V172H135ZM43 174V175H42ZM62 174V175H61ZM45 175V176H44ZM48 175V176H47ZM54 175V176H53ZM98 175H100V176H98ZM102 175V176H101ZM47 176V177H46ZM65 176V177H64ZM98 177V178H97ZM40 181H39V180ZM54 179V180H53ZM18 180V181H17ZM27 180V181H26ZM53 180V181H52ZM100 180V181H99ZM43 183H42V182ZM18 182V183H17ZM27 182V183H26ZM5 183V184H4ZM10 183H12L13 184V186L15 185V184H18L17 185V187H16V185H15V187H13ZM41 183V184H40ZM3 184H4V186H3ZM40 184V185H39ZM22 185V186H21ZM43 188H42V187ZM112 186H110V188H111ZM43 189V190H42ZM2 190V191H1ZM37 190V191H36ZM42 190V191H41ZM200 190V189H199ZM49 191H52V190H49ZM197 191V190H196ZM40 192H42V193H40ZM44 193H46V192H44ZM52 193V192H51ZM55 194H61L62 196L61 197H59L58 195H57V200H56V195H55V197L50 201L49 200V203H52V204H47L48 205V207H46V209L47 210H45L46 211V213H45V211H43L44 213H42L43 214V216L42 215H40L39 216V218H37V220L35 221V220H33V222H35V223H31L32 225L33 224H35V226H36V224H38L37 226H38V228H37V226L35 227L34 225L32 226V228H34L33 229V231H31L32 230V228H30V230L28 231V236H26L24 239L26 240L25 241V243L27 244V251L24 253V254H21V258H19V259H17V260H15L16 261V263H14V261H11L10 259H6V260H4V262H5V264H28V263H30V264H49V261H51V264H55V262H56V264L57 263H59L60 262V264H70V262H69V260L67 259V258H65V255H61L60 254V247L62 246V244L64 245V243L62 242L63 241V239L62 238H65L64 236H61L60 235V233H62V230H63V228H64V226L66 227L67 225H68V222H66L65 221V219H66V215H67V212H68V210H67V208H68V196H67V194L66 195H64V194H62V193H58V191L55 193ZM66 199H65V198ZM41 199V200H42ZM57 201V203H56V201ZM61 199V200H60ZM64 199V200H63ZM63 200V202H61ZM55 202V204L57 205V204H59V205H57L58 207H56L55 206V204H54V202ZM54 204V206L52 207V205ZM64 204V205H63ZM50 206V207H49ZM67 206V207H66ZM52 207V208H51ZM0 208H2V206H0ZM25 208V205L23 206H19V208H17V209H24ZM19 210V211H20ZM21 210V211H22ZM54 210V212H56L57 213V217L55 216L56 214H54L53 212H51V211H53ZM58 216H59V218H60V222H59V220H58ZM1 217H3V215L2 216H0V220L3 222H1L2 224H4V223H10L9 221H10V219L9 220H7L8 218L7 217H4V218H1ZM63 217V218H62ZM6 219V220H5ZM40 220V221H39ZM46 220V221H45ZM7 221V222H6ZM38 221V222H37ZM44 222V223H43ZM0 223V224H1ZM7 223V224H8ZM16 223H18L17 225H19V223H21V222H15V224ZM11 224H14V222H11ZM65 224V225H64ZM24 225L25 226H27V223H25L24 222ZM14 226L12 225V227H11V225L9 224V230L8 231H6V233L7 232H9V235L11 236V233H13V231L15 230L14 228H13ZM31 227V226H30ZM11 228H12V230L13 231H11ZM37 230H36V229ZM42 230V231H41ZM11 232V233H10ZM29 234H31V235H29ZM36 234H38L39 235V238L38 237H36V236H38V235H36ZM8 235V234H7ZM8 235V236H9ZM32 235L33 236H35L33 239H38V243H37V240H36V242H34L35 240H30L31 238H32ZM8 236H6V237H8ZM12 236H14V233L12 234ZM29 236H31V238H29ZM54 236H56L55 237V239H54ZM61 236V238H59ZM40 237L43 239H41L40 240ZM9 238H12V237H9ZM8 239V238H7ZM40 240V241H39ZM28 241L30 242V241H32L33 243L31 244V243H28ZM42 241V242H41ZM0 242H1V240H0ZM3 243H4V241H2ZM40 242V243H39ZM57 242V243H56ZM35 243V244H34ZM36 243H37V245H36ZM55 243H56V245H55ZM40 244V245H39ZM46 244V245H45ZM6 245V244H5ZM4 245V246H5ZM59 245V246H58ZM1 244H0V250L4 247V246H2V248H1ZM29 246H33L32 248L31 247H29ZM41 246V247H40ZM35 247H37L36 248V250L34 249ZM39 247H40V249H39ZM48 247V248H47ZM32 249H34L33 251H32ZM42 249H45V250H42ZM40 250H42L40 253L38 252V251ZM34 252H36L37 254H41V253H44V256H45V258L47 259V260H45V258H44V256L42 257L43 258V260H41L42 258L40 257L39 258V255H37V254H35ZM27 253H29V254H27ZM56 254V255H55ZM26 255V256H25ZM37 255V256H36ZM47 255V256H46ZM60 256V257H55V256ZM18 256H20V253L18 254ZM22 256H24V257H22ZM30 256V257H29ZM54 256V257H53ZM28 257V259H26ZM53 260H51L50 258ZM29 258H30V261L31 262H28L29 261ZM39 258V259H38ZM22 259V260H21ZM26 260V262H23L24 260ZM9 260H10V262H9ZM41 260V261H40ZM49 260V261H48ZM1 262H3V260H0ZM7 261V262H6ZM0 262V264H4V262L3 263H1ZM9 262V263H8ZM13 262V263H12ZM68 262V263H67Z\"/></svg>","mask_w":264,"mask_h":264}]
</instances>
